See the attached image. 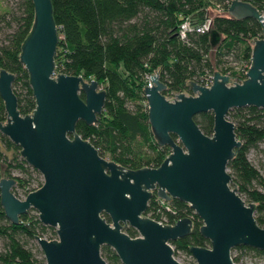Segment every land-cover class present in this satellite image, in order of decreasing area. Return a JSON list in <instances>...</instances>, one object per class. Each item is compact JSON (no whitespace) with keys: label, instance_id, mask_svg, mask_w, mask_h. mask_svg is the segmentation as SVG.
Listing matches in <instances>:
<instances>
[{"label":"water","instance_id":"95a60500","mask_svg":"<svg viewBox=\"0 0 264 264\" xmlns=\"http://www.w3.org/2000/svg\"><path fill=\"white\" fill-rule=\"evenodd\" d=\"M31 1L34 21L19 60L27 71L35 107L27 115L19 113L12 89L15 75L1 68L0 97L7 119L0 123V132L20 147L21 157L41 173L43 182L21 199L12 191L15 179L1 178L0 204L13 224L35 209L42 224L55 228L54 239L35 236L45 263L107 264L100 251L107 245L121 264H182L168 242L189 235L193 222L182 217L166 224L146 216L154 192L160 199L188 204L202 220L199 231L210 245L189 246L196 264H236L231 251L239 245L264 251V227L255 219V205L231 185L227 170L242 144L229 110L264 108V16L258 9L231 0L221 12L256 19L263 27L260 37L251 38L250 64L241 83L231 82L234 77L214 67L211 85L186 79L191 93L181 92L173 99L163 95L166 85L158 72L150 76L151 85L142 87L148 122L157 143L169 152L157 167L130 169L102 156L76 132L79 120L95 123L106 92L94 79L56 73L58 29L51 0ZM208 33L215 47L222 37L211 23ZM203 112L213 114L211 135L193 119ZM128 227L138 235L129 236Z\"/></svg>","mask_w":264,"mask_h":264},{"label":"trees","instance_id":"16d2710c","mask_svg":"<svg viewBox=\"0 0 264 264\" xmlns=\"http://www.w3.org/2000/svg\"><path fill=\"white\" fill-rule=\"evenodd\" d=\"M230 1L51 0L58 29L54 56L56 73L94 79L106 92L103 110L95 123L87 125L79 120L76 132L89 140L102 156L108 154L110 160L121 166L130 169L159 166L169 148L160 146L154 138L142 87L147 85L151 75L158 72L159 80L166 85L162 92L165 97L191 93L186 79L205 85L213 76L214 67L217 72L230 75L227 62L231 56L250 64L251 38L260 37L264 27L256 19L216 14L211 19V28L220 33L222 39L215 47L211 46L208 31L192 29L181 35V25L185 21L192 25L205 21L208 2L212 7L227 11ZM242 1L251 3L264 16V0ZM1 19L10 32L5 33L0 41V69L15 75L12 89L17 97L18 110L21 115H27L34 109L35 99L19 54L33 25L34 5L31 0H18L15 8L4 9ZM80 95L83 98V94ZM228 118L234 122L236 136L242 143L227 163L231 185H236L245 201L254 203L255 219L264 227V165L257 168L248 157L252 149L264 143V108H233L229 110ZM6 119L0 97V123ZM193 119L203 133H213L211 112L196 114ZM173 138L176 139L175 135ZM137 144L148 148L150 155L136 156ZM13 170L21 176L11 175ZM32 172L38 173L21 157L20 147L0 132V179L3 175L13 178L18 186L26 188L24 193H28L35 189L28 188ZM41 184L40 181L38 187ZM102 215L110 221L106 214ZM145 215L166 224H173L182 217L192 220L191 233L172 241L175 253L186 255L189 264H196L189 257V246L210 245L199 231L202 220L188 204L178 199L165 200L162 204L154 192ZM125 231L131 237L138 235L131 227ZM35 236L53 239L56 232L53 227L42 224L37 213L22 214L19 222L13 224L4 215L0 204V237L4 240L0 264L43 263L37 257L41 252L34 243ZM100 251L107 264H121L109 246L103 245ZM247 251L264 255V251L239 245L231 251L233 261L241 264Z\"/></svg>","mask_w":264,"mask_h":264},{"label":"rangeland","instance_id":"374dc122","mask_svg":"<svg viewBox=\"0 0 264 264\" xmlns=\"http://www.w3.org/2000/svg\"><path fill=\"white\" fill-rule=\"evenodd\" d=\"M17 1L18 0H0V3L2 5V6H0V14L4 11V9L6 7L15 8ZM215 5H218V3H215ZM205 8H206L205 21H206L207 24L209 22L211 23L212 17H214L216 14H223V13H221V12H223L222 9L212 7V4L209 3V2L206 4ZM6 18H8V17L6 16ZM2 20L3 19L0 20V41L4 37L5 33L10 32L9 28L6 27V23L4 21H2ZM249 44H250V41H249ZM251 44H252V42H251ZM213 54H214V52H212V54H211L212 60L214 59ZM227 64H228V70L230 71V76L231 77L241 76L243 70L246 67V65H248V63L244 59H241V60L237 59L236 60L235 57H232V56L228 58ZM137 145L138 146L136 148V156L143 157L144 155H150L151 151H149L148 148L144 147L141 144H137ZM104 157L109 159V155L108 154L105 155ZM248 157H249L250 161L252 162V164L254 166H256L257 168H261V166L264 165V143H259L256 148L252 149L249 152ZM37 172L38 173L32 172V178L30 179L28 188L37 189L39 182L40 181L43 182V177H42L41 173L38 170H37ZM11 175L21 176V174L18 171H16V170H13L11 172ZM2 177H6V176L3 175ZM24 177H27V176H24ZM25 189H23L22 187L18 186L17 182H15V185H13V187H12V191L14 192V194L17 197L21 198V199H23L25 197V194H27V193H24ZM160 201H161L162 204L165 203V200H163V199H160ZM28 212L31 215L37 213V211L35 209H29ZM45 236H47V234H45ZM45 236H43V237H45ZM34 243H36V241ZM3 247H4V240L0 237V252L3 250ZM38 248H39V246H38ZM39 250H40V248H39ZM40 252H41V254H38L36 252L37 253V257L39 259H42L43 263H38V264H46L44 256H43V253H42L41 250H40ZM177 258L183 264H189L188 263V258L183 253L178 252L177 253ZM241 264H264V255L257 254L255 251H247L246 254L244 255V257L241 260Z\"/></svg>","mask_w":264,"mask_h":264},{"label":"built area","instance_id":"2783aa9c","mask_svg":"<svg viewBox=\"0 0 264 264\" xmlns=\"http://www.w3.org/2000/svg\"><path fill=\"white\" fill-rule=\"evenodd\" d=\"M209 26H210V22L207 24L206 21H204L203 23L199 24V25H192L188 20L185 21V23H183L181 25V35L184 36V32L185 31H188V30H196L198 32H204V31H208L209 29ZM249 68V64L246 65L245 69L243 70L242 72V75L241 76H237V77H234L231 82H234V83H241L242 81L240 79H245L246 78V70ZM229 77H231L229 74H227ZM212 81H213V76H211L209 78V80L207 81V83L204 85V86H209L212 84ZM147 85H151V81H150V77H149V81L147 83ZM173 99L176 97V95H173L171 96ZM158 198V197H157ZM160 199V198H158ZM160 223H163L162 221H159ZM168 244L171 246V248L173 249L174 251V255L173 257L179 261L180 263H182L178 258H177V254L175 253V249H174V245L172 244V242H168ZM190 258H192V256L190 255L189 256ZM183 264V263H182Z\"/></svg>","mask_w":264,"mask_h":264},{"label":"flooded vegetation","instance_id":"af4514ba","mask_svg":"<svg viewBox=\"0 0 264 264\" xmlns=\"http://www.w3.org/2000/svg\"><path fill=\"white\" fill-rule=\"evenodd\" d=\"M158 197V196H157ZM159 198V197H158ZM164 200V199H163Z\"/></svg>","mask_w":264,"mask_h":264}]
</instances>
